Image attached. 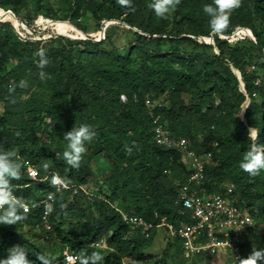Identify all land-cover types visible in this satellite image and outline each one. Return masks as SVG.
I'll return each mask as SVG.
<instances>
[{"label": "trees", "instance_id": "obj_1", "mask_svg": "<svg viewBox=\"0 0 264 264\" xmlns=\"http://www.w3.org/2000/svg\"><path fill=\"white\" fill-rule=\"evenodd\" d=\"M29 2L0 0V12H9L17 22L15 27L9 19L0 20V150L18 152L25 166L24 178L13 181L14 191L28 205L47 199L54 191L48 181L35 184L27 180L28 163L41 178L55 172L72 183L70 190L56 197V211L50 219L53 233L46 234L47 243L22 244L19 233L23 224L40 225L44 209L26 213V219L16 225L0 224V259L19 245L32 264H41L40 254L50 255L53 264H64L59 246L80 256L98 251L92 244L104 241L114 252L102 254L103 264H124L123 259L139 264L204 262L187 261L181 241L169 236L161 258L145 255L144 246L158 230L146 238L123 224L116 211L149 223H157L155 213L176 224L185 219L186 212L175 205V199L189 170L177 150L156 143L154 115L161 117L171 138L186 140L199 156L212 154L205 172L209 192H219L229 181L239 204L251 210L258 229L247 240L243 257L253 248L264 249V171L251 176L239 168L249 148V126L261 131L260 141L264 142V76L259 75L264 71V0H242L221 33L211 31L203 12V5L211 0H181L166 20L149 7L152 0H131L132 8L121 7L116 0H67L69 22L63 25L56 20L51 27L42 17L27 16ZM87 14L99 22L104 33L129 27L139 45L122 53L106 34L101 41L85 38L81 20ZM66 30L73 36L60 35ZM239 34L253 41V49L231 45ZM173 41L188 42L203 51L214 49L216 55L213 59L204 53L189 58L178 43L165 52V44ZM43 43L49 46L50 63L43 69L50 76L46 81L39 79L40 69L33 59L36 47ZM76 46L83 49L74 51ZM255 52L261 53L257 59ZM226 59L231 67L225 65ZM12 64L15 67L5 73ZM246 64L255 71L246 70ZM22 79L29 86L17 87V102L11 104L6 99L8 87ZM43 83L49 84L50 94L36 92ZM47 118L52 122L49 132L48 126L41 127ZM82 124L96 132L86 143L81 161L87 160L88 170L83 165L73 169L57 158L66 147L64 134ZM44 163L49 165L47 173ZM92 183L98 195H92L89 202L90 223L65 229L64 223L78 217L72 210L73 199L84 197L81 191L73 197L74 189H89Z\"/></svg>", "mask_w": 264, "mask_h": 264}, {"label": "built area", "instance_id": "obj_2", "mask_svg": "<svg viewBox=\"0 0 264 264\" xmlns=\"http://www.w3.org/2000/svg\"><path fill=\"white\" fill-rule=\"evenodd\" d=\"M255 69L252 66L248 71L253 72ZM146 105L149 110L152 109L149 100ZM51 123V120L47 118L41 127H49ZM153 127L156 143L161 147L177 150L181 154L182 163L189 170L188 180L175 199V205L186 212L183 214L185 219L176 224L171 218L155 213L154 217L157 223H149L140 217L116 209L123 224L132 231H140L146 238H149L153 231L163 229L171 239L181 241L183 256L189 262L201 259L210 261L220 258L230 259L231 264H234V258L243 257L247 240L258 229L251 210L239 204L235 197V186L232 184L224 185L219 192L207 190L205 172L212 163L213 156L211 153L199 156L191 149L186 140L171 138L166 133L160 116H153ZM51 129L49 127L48 130L51 131ZM28 169L38 171L28 163L26 165L28 181L35 184L47 181L38 182V180L43 179L40 175H38L37 180H33ZM51 174L48 173L47 176L50 177ZM70 189L69 187L56 191L54 188L53 193L61 194ZM79 189L86 193L82 187ZM78 191L75 189L74 194L76 195ZM45 202H51L53 206L55 204V200L48 201L45 199L29 205L30 211L28 213L34 209H44ZM50 217L51 214H45L44 211L40 226L47 232L52 230ZM97 245L95 246L97 247ZM63 257L64 264H78L79 256L68 249L63 252Z\"/></svg>", "mask_w": 264, "mask_h": 264}, {"label": "clouds", "instance_id": "obj_3", "mask_svg": "<svg viewBox=\"0 0 264 264\" xmlns=\"http://www.w3.org/2000/svg\"><path fill=\"white\" fill-rule=\"evenodd\" d=\"M116 2L125 8H132L131 0H116ZM181 0H152L149 7L155 15L161 19H168L174 12ZM242 6V0H211V3L203 5V12L208 17L209 26L212 32L221 33L230 24V16L233 11ZM36 55L39 57L37 67L39 79L46 81L50 78L49 74L43 71L50 60L46 54V49L40 48ZM26 80H20L19 84H11L8 87L6 99L11 104H15V93L17 87L26 89L28 87ZM260 130L255 126H249L247 129L249 148L243 154L239 162V168L251 176L258 175L264 171V142L260 141ZM96 132L90 125L82 124L79 127L73 126L70 131L64 134L63 140L66 141V147L62 153L57 154V158L63 159L65 163L73 169H79L84 154L86 153V143H90ZM2 147V146H0ZM125 150L131 152V148L125 145ZM24 164L20 161L18 152L15 149L0 150V224L16 225L18 222L26 219L25 214L30 211L26 200L17 196L14 191L13 181H20L24 178ZM49 165L43 164L44 172H48ZM33 180H37L38 171L28 169ZM48 181L56 191L68 189L72 181L69 178L62 177L53 172L50 177L46 176L38 182ZM48 201L55 200V193L48 194ZM45 214H51L55 211L53 203L45 202ZM127 219V218H126ZM134 222V221H133ZM41 264H53L51 256L48 254L37 255ZM104 256L99 251H93L91 254L81 253L78 257V264H103ZM0 264H32L27 258V251L19 245L8 249V255L0 259ZM234 264H264V249H252L246 257L234 258Z\"/></svg>", "mask_w": 264, "mask_h": 264}, {"label": "rangeland", "instance_id": "obj_4", "mask_svg": "<svg viewBox=\"0 0 264 264\" xmlns=\"http://www.w3.org/2000/svg\"><path fill=\"white\" fill-rule=\"evenodd\" d=\"M95 1L101 2L102 0H95ZM68 11H69V6L67 4V0H30V2L28 4V8L26 10V14L29 18H32V19L36 16L44 18L46 23L51 27L52 25L55 24L56 20H61L63 25H66V23L69 22V20L66 18L68 13H69ZM3 19H9V21L12 23V25L17 27L16 19L14 17H12V15L9 12H0V20H3ZM81 23L83 25V29H84V32L86 34L85 38L89 37V38H92L94 41H101L104 34H106L105 36H109L111 38V40L113 41L114 46H116L119 49V51L122 53H125L129 49L137 47L139 45V43L137 42L133 32L129 29V27L112 28L107 33H104L99 26V22H97L91 14H87L81 20ZM168 25L171 26L170 23ZM60 35L72 37L73 33L71 31L66 30V31H63ZM75 38H77V37H75ZM208 42H209V40L206 41L205 43H208ZM175 43L177 44L178 42L173 41V43L165 44L164 51L168 52L170 50V48L173 45H175ZM108 45H109V43L107 42V46ZM231 45L243 47L246 49H253V46H254L253 41L250 40L246 35H242V34H239L237 39H235L234 41L231 42ZM178 47L181 49V52L184 53L189 58H193L196 55L201 54V53L206 54L207 57H209L211 59H213L214 56L216 55L214 49H209V50L203 51L201 49L194 48L190 43L184 42V41L178 43ZM40 48H44L47 50V49H49V46L47 43H43V44L36 47L35 53L33 56V59H35L36 61H38L37 60L38 56L36 55V53ZM82 49H83L82 47H78V46L74 47V51H78V50H82ZM260 54L255 52L253 54V56L257 59L258 55H260ZM262 60L264 61V57L262 58ZM229 61H228V59H226L224 62H225L226 66L231 67L232 64ZM199 66L201 67L202 65L200 64ZM248 66L249 65L246 64V66H245L246 70L250 69V68L248 69ZM14 67H15L14 64L10 65V67L5 71V73H7L10 69H13ZM259 75L264 76V71H261ZM49 87L50 86L48 83H43L42 85H40L37 88L36 92H38L40 95L50 94ZM185 101L187 104H190L189 98H185ZM257 101L260 102L259 97H257ZM1 113H2V106H0V115H1ZM48 132H49V130H48ZM86 161L87 160L84 159L85 163L81 162L80 167L83 165L84 168L88 170L89 166H88V162H86ZM226 184L231 185V183L229 181H226L225 185ZM95 187L96 186L93 185V183L90 185L89 189L82 187L86 192V193L82 192L84 194V197L81 196V197L73 199L74 200V206L72 207V210L76 213V215L78 217L73 218L70 221L64 223L65 229H70L73 227H83L86 223H90V220L87 217V215H88L87 211H88V208L90 207L89 202H91L92 195L93 196L98 195V193L96 194V188ZM75 189H78L80 191L79 188H75ZM75 189H74V191H75ZM57 195H59V194H55V200H56ZM76 195L73 192L72 196L74 197ZM54 206H55V204H54ZM114 207L117 208L116 205H114ZM55 211H56V208H55ZM52 215H53V212L51 213V216ZM49 219H51V217ZM51 232L53 233V227H52V230L50 231V233ZM19 233L23 237L22 244L27 243V244H32V245H39L42 243H47L50 240V238L47 237V235H46L48 232L46 230H44L40 225L35 226V225H31L29 223L23 224L19 228ZM167 240H168V235L166 234V232L163 229L158 230L156 232V235L154 236V238L149 240L147 242V244L144 246V248H143L144 254L148 255V256H152V257H154V259L161 258V256L164 253ZM96 244H98L97 247L95 246ZM92 248H95L96 250L101 252V254H103L104 256H107L110 254L112 255V253L114 252V251L107 248L106 243L104 241H100L98 243L92 244ZM58 249H59V252L61 253V252H64L67 248L62 247V245H61V246H59ZM123 263L124 264H139L137 262L136 263L132 262L128 259H123ZM198 264H231V261H230V259H213L210 261L199 262Z\"/></svg>", "mask_w": 264, "mask_h": 264}, {"label": "crops", "instance_id": "obj_5", "mask_svg": "<svg viewBox=\"0 0 264 264\" xmlns=\"http://www.w3.org/2000/svg\"><path fill=\"white\" fill-rule=\"evenodd\" d=\"M218 259H220V258H218Z\"/></svg>", "mask_w": 264, "mask_h": 264}]
</instances>
